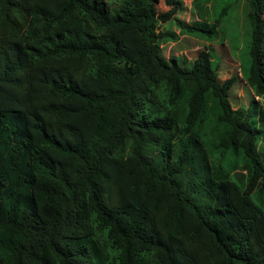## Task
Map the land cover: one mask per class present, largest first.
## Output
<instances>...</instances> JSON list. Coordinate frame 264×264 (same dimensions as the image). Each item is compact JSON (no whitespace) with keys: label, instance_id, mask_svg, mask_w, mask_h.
<instances>
[{"label":"trees","instance_id":"1","mask_svg":"<svg viewBox=\"0 0 264 264\" xmlns=\"http://www.w3.org/2000/svg\"><path fill=\"white\" fill-rule=\"evenodd\" d=\"M225 1L0 0V264H264V0ZM168 23L227 42L246 108Z\"/></svg>","mask_w":264,"mask_h":264},{"label":"rangeland","instance_id":"2","mask_svg":"<svg viewBox=\"0 0 264 264\" xmlns=\"http://www.w3.org/2000/svg\"><path fill=\"white\" fill-rule=\"evenodd\" d=\"M221 1L222 6L229 3L225 0ZM181 2L182 8L177 14L178 18L188 22L189 24L193 22H210L211 0H181ZM157 4L162 10H166L163 0H157ZM238 17L240 20L239 26L237 27L236 20ZM242 19L240 10L237 7L232 8L226 20V26L228 32L233 38L238 39L239 35L242 36L241 32L243 33L245 31V27L241 28ZM86 26L93 27V24L90 21H86ZM135 29L118 34L124 40L125 45L132 48H137L140 43L139 34L136 31L137 29ZM161 30L162 32L172 30L176 32L178 36L177 40L174 41L168 38L160 40L162 52L166 58L173 57L181 67L190 69L192 67L193 60L197 57L198 53L207 49L211 54L214 67H217L218 69L221 81L229 79L232 76H236V81L229 91V100L232 107L234 109L246 108L253 95L250 88L241 79L237 55L230 51V47L226 41L222 42L219 36L209 40L179 33V29L174 23L163 25ZM241 47L242 45L240 48ZM258 143L260 146V157L264 163V132L259 134Z\"/></svg>","mask_w":264,"mask_h":264}]
</instances>
